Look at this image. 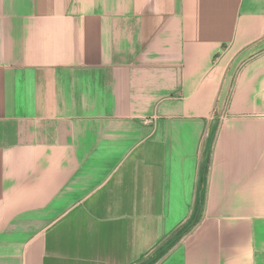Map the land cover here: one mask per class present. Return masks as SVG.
Returning <instances> with one entry per match:
<instances>
[{
	"label": "crops",
	"instance_id": "1",
	"mask_svg": "<svg viewBox=\"0 0 264 264\" xmlns=\"http://www.w3.org/2000/svg\"><path fill=\"white\" fill-rule=\"evenodd\" d=\"M0 264H264V0H0Z\"/></svg>",
	"mask_w": 264,
	"mask_h": 264
}]
</instances>
